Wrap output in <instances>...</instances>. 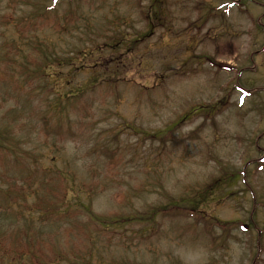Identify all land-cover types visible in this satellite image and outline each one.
<instances>
[{
	"label": "rangeland",
	"instance_id": "374dc122",
	"mask_svg": "<svg viewBox=\"0 0 264 264\" xmlns=\"http://www.w3.org/2000/svg\"><path fill=\"white\" fill-rule=\"evenodd\" d=\"M0 264H264V0H0Z\"/></svg>",
	"mask_w": 264,
	"mask_h": 264
},
{
	"label": "trees",
	"instance_id": "16d2710c",
	"mask_svg": "<svg viewBox=\"0 0 264 264\" xmlns=\"http://www.w3.org/2000/svg\"><path fill=\"white\" fill-rule=\"evenodd\" d=\"M42 16V15H41ZM62 64V63H61ZM68 65V64H66ZM42 71H44V69H41V68H36V73L39 75V74H42ZM68 96H71V94H69ZM234 174L231 175V177H233ZM229 178V177H228ZM236 178V177H234ZM232 179V178H229V180ZM206 197V196H204ZM196 199V198H195ZM204 201V200H203ZM199 200H195L193 201L192 203H188L187 199L186 198H178V199H171L165 206L164 208H161L162 211H171L173 209L175 210H178V209H182V210H185V208H188L190 207V210H195L197 211L199 208ZM151 213H150V218H153L155 217L158 212H159V207H156V208H153L152 210H150ZM85 214L88 216V217H91L92 216V211L90 210V208L88 207V210L85 212ZM95 217V216H93ZM129 220L131 218H128ZM123 222L126 223L128 220H126L125 218H122ZM104 228H108L109 226H113L114 224L116 223H119L117 220H108V221H98Z\"/></svg>",
	"mask_w": 264,
	"mask_h": 264
}]
</instances>
